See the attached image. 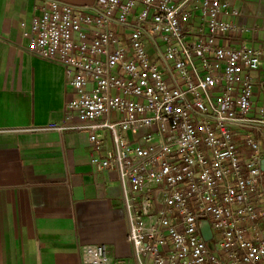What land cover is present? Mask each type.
<instances>
[{
  "label": "built area",
  "instance_id": "obj_1",
  "mask_svg": "<svg viewBox=\"0 0 264 264\" xmlns=\"http://www.w3.org/2000/svg\"><path fill=\"white\" fill-rule=\"evenodd\" d=\"M231 0L46 3L21 29L65 71L67 121L117 172L133 260L83 245L81 264H264V105L251 73L264 49L225 43ZM264 86V85H262ZM211 227L213 249L202 225Z\"/></svg>",
  "mask_w": 264,
  "mask_h": 264
},
{
  "label": "crops",
  "instance_id": "obj_2",
  "mask_svg": "<svg viewBox=\"0 0 264 264\" xmlns=\"http://www.w3.org/2000/svg\"><path fill=\"white\" fill-rule=\"evenodd\" d=\"M51 0H0V264H81L83 245L133 260L117 172H98L105 152L67 121L74 97L62 67L32 55L21 29ZM101 7L106 0H57ZM224 19L242 27L225 43L264 49V0H231ZM255 112L264 105V57L251 73Z\"/></svg>",
  "mask_w": 264,
  "mask_h": 264
},
{
  "label": "water",
  "instance_id": "obj_3",
  "mask_svg": "<svg viewBox=\"0 0 264 264\" xmlns=\"http://www.w3.org/2000/svg\"><path fill=\"white\" fill-rule=\"evenodd\" d=\"M202 232H203V235H204V238L206 239V241L209 242L210 248L213 249V244L211 243L213 235H212V232H211V227H210L208 222H204L203 223Z\"/></svg>",
  "mask_w": 264,
  "mask_h": 264
}]
</instances>
